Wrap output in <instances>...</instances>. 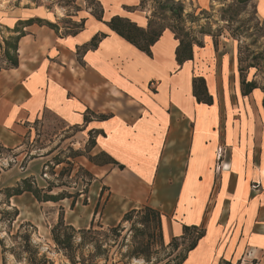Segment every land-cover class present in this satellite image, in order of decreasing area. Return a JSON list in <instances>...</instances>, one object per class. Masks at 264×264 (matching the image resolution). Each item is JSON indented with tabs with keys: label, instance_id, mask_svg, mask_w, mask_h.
Instances as JSON below:
<instances>
[{
	"label": "crops",
	"instance_id": "crops-1",
	"mask_svg": "<svg viewBox=\"0 0 264 264\" xmlns=\"http://www.w3.org/2000/svg\"><path fill=\"white\" fill-rule=\"evenodd\" d=\"M99 1L103 21L87 13L76 35L37 23L26 27L19 65L0 70V148L14 150L18 161L0 174V190L29 176L47 187L48 152L30 158L24 169L19 162L37 124L50 114L64 129L76 128L74 143L85 145L96 131L92 155L104 152L118 163L84 161L94 175L92 206L74 216L85 206L80 198L74 208L71 198L44 202L53 208V224L56 207L64 209L68 223L84 227L100 200L108 221L150 206L163 214L166 244L187 226L203 230L182 264H264V91L242 93L237 45L227 39L218 44L205 34L192 59L179 63V39L167 28L147 53L106 24L119 15L147 28L150 14L140 0ZM182 1L186 9L195 4L204 10L215 0ZM255 4L264 21V0ZM33 17L55 19L49 9L26 3L0 9V26L13 28ZM97 33L106 36L79 55ZM195 77L205 79L212 104L197 101ZM10 200L20 210L18 220L38 203L28 192ZM31 222L52 249V223L42 214Z\"/></svg>",
	"mask_w": 264,
	"mask_h": 264
},
{
	"label": "rangeland",
	"instance_id": "rangeland-1",
	"mask_svg": "<svg viewBox=\"0 0 264 264\" xmlns=\"http://www.w3.org/2000/svg\"><path fill=\"white\" fill-rule=\"evenodd\" d=\"M159 1L162 3L165 0H143L142 5H139V7L148 11L153 17L156 30L164 25L178 30L179 25L176 19L170 12L159 8ZM26 3L32 7L41 6L49 9L55 17V19H52L54 21L52 23L56 24L62 32L77 30L82 18L86 19L87 13L98 18L104 11L99 0H0V9L8 12L13 6ZM187 8L184 11L185 27L187 31L192 32L197 42H201L203 35L209 34L214 37L215 42L218 44L220 41L225 42L226 39L229 43L236 44L239 66L244 70V76L255 78L258 84L264 87V21L257 16L255 0H215L210 7L204 10H201L195 4L191 8L189 6ZM0 34L1 37L7 34L4 25L0 26ZM75 132L76 128L64 129L63 124L56 117L46 114L44 120L37 124L34 142L28 144L25 148L29 155H37L41 152H48L47 154L51 155L52 164L48 167L47 175L43 174V177L48 179V185L50 183L53 186L52 193H60L63 190L73 194L80 192L77 199L80 198L81 204L85 206L72 212L74 216L81 214V212L85 213L84 210L89 209L88 206H92L90 195H92V182L94 180L93 173L84 166V161L94 164L88 159V156L92 155V149L88 150L89 141L85 145L74 143L72 137ZM75 152L80 154L77 155ZM59 161L62 162L56 165ZM12 166L13 164L0 171V174ZM103 201H98L96 205V207L99 206V210L93 217L95 228L104 234L109 233L108 228L113 226L120 225L124 229L121 236L115 238V244L112 242L113 246L110 249L109 260L106 264H174L180 259L182 255L177 254L181 249L173 253L171 247L167 248L161 245L155 215H150V220L147 222L141 221L142 217H146L145 212L133 215L132 220L129 221L123 220L124 215L119 221H108L103 215ZM12 207L16 206L12 205ZM5 208V204L0 201V210ZM9 210L13 211L12 209ZM52 210L53 208H49L46 203L38 201L34 208L23 211L22 217L19 220L17 217L12 224L6 219L1 228L0 237L5 236L7 246L14 248L16 252L27 255L19 244L21 240L16 237L21 223L34 221L36 214L44 215L46 222L52 223V213L54 212ZM62 210L64 211L63 208L56 207V217L57 212L60 215ZM33 225L35 224L33 223ZM75 227L88 228L89 224L84 227ZM36 234L37 232L32 235L33 243L38 245L40 253H46L47 258L53 261L52 264L65 263V257L56 252L55 246H53L55 245L54 242L52 241V249H50L48 245L51 244L44 237L38 234L36 236ZM147 243L151 244L149 249L146 248ZM136 247H143L145 257H124V255H129ZM91 250H93L91 246H85L83 249L84 255L87 257ZM7 262L8 264H25V262H17L11 255H7ZM104 262V259L101 258L98 264H104Z\"/></svg>",
	"mask_w": 264,
	"mask_h": 264
},
{
	"label": "trees",
	"instance_id": "trees-1",
	"mask_svg": "<svg viewBox=\"0 0 264 264\" xmlns=\"http://www.w3.org/2000/svg\"><path fill=\"white\" fill-rule=\"evenodd\" d=\"M159 8L161 10H165L170 12L172 16L176 19V26L178 30L171 26H161L159 30L154 28L153 17L150 15L148 27L143 28L139 26L137 23L133 22L127 17H122L116 15L112 17L106 24L109 28L125 38L130 43L134 44L139 49L146 51L147 53L151 52V46L159 39L162 35L163 31L167 28L171 29L176 38L179 39V46L176 51L177 60L179 63H183L186 60L192 59L193 57V46L195 44L202 45V42H197L196 38L192 35L191 31H187L185 27L186 19L184 17V11L186 9L185 4L182 0H165L161 3L159 1ZM143 0H140V5H142ZM104 12V11H103ZM103 12L100 17H95L99 21H103ZM80 25H78L77 30L73 32L65 31L62 32L61 29H58V26L52 23L49 20L42 19L39 17H33L29 19H20L17 21L13 28L6 27L8 35H4V37L0 36V70L1 69H9L13 67H17L19 65V53H18V45L20 39L26 34L25 28L37 23L39 25H46L57 32H61L64 35H76L78 34L85 26L86 19L82 18L80 21ZM105 33H97L93 36L91 41L83 46V49H78V54H82L89 49H94L98 46L99 41L105 37ZM240 75H241V85H242V93L247 95L251 93L254 89L260 88L264 91V87L260 86L255 79L249 80L244 76V70L240 66ZM193 93L197 98L198 102H203L206 104H212V96L208 93L206 81L203 77H195L193 79ZM264 106V102H263ZM95 133L96 131L89 132V145L88 150L92 149L96 143L95 141ZM5 151V148L1 147L0 152ZM75 154H80L79 152H75ZM33 158L36 155H29L27 153V157ZM88 159L96 165H105L109 163L118 164L110 155L107 153H100L97 155H89ZM62 161L56 163L59 165ZM69 163V162H68ZM51 160L47 161L43 174H47L48 167L51 166ZM120 168H123V165L119 164ZM53 186L49 183L47 188H40L37 185L36 179L33 176H29L21 179L17 184L13 186H7L0 190V201L5 204V209L0 210V232L3 224L8 219L9 223L12 224L13 221L19 216V209L17 207H12L10 204V199L14 196L22 195L23 193H31L39 202H58L65 198H71L72 207L74 206L80 192L73 194L68 191H61L60 193H52ZM85 193V192H84ZM12 209L13 211H10ZM99 210V206L96 207L95 213ZM146 213V217H142V222L149 221L150 215H155V219L157 221L158 232L160 233V243L161 245L172 248L173 253L181 251L177 255H182L180 259L174 264H182L186 259L187 253L192 250L197 241L203 236V230L198 229L196 226L186 227L185 233L181 237H175L168 244L165 243L163 237V229H162V216L163 214L150 206H143L138 209H131L127 211L124 216V221L132 220V216L135 214ZM7 217V218H6ZM100 226V225H98ZM95 219L92 220L88 228H76L74 225L66 222L64 218V211L59 215L58 221L52 224L51 227V237L52 241L55 244V250L57 253H61L65 257V263L63 264H98L99 259H104V264H106L109 260L110 249L115 244V238H119L121 236L123 227L120 225L113 226L108 228L109 233H102L95 228ZM101 227V226H100ZM132 230V228H131ZM37 232V228L31 222H23L20 225V229L16 235L19 238L20 245L22 246V250L27 253V255H23L20 252H16L14 248L7 246L5 239L6 237H0V246L2 250L3 256V264H8L7 255L13 256L17 262H25V264H52L53 261L47 258L46 253L41 254L38 245L33 243L32 235ZM188 238V239H187ZM188 240L186 242L185 240ZM113 240V241H111ZM182 240V245L180 241ZM141 244V243H140ZM85 246H91L93 250H91L87 257L83 253V249ZM147 249L150 248L151 244L147 243ZM181 246V248H180ZM47 252V251H46ZM143 247H136L131 251L129 255H124V257L129 258H140L145 257L143 253ZM173 255L172 253H169ZM230 264V263H227Z\"/></svg>",
	"mask_w": 264,
	"mask_h": 264
},
{
	"label": "built area",
	"instance_id": "built-area-1",
	"mask_svg": "<svg viewBox=\"0 0 264 264\" xmlns=\"http://www.w3.org/2000/svg\"><path fill=\"white\" fill-rule=\"evenodd\" d=\"M17 154L12 149H5V151L0 152V171H3L6 167H9L12 164H16ZM30 157L27 155L19 162V167L24 169L26 166L27 161ZM47 175V174H45Z\"/></svg>",
	"mask_w": 264,
	"mask_h": 264
}]
</instances>
